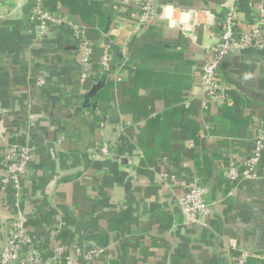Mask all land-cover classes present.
<instances>
[{
  "label": "crops",
  "instance_id": "crops-1",
  "mask_svg": "<svg viewBox=\"0 0 264 264\" xmlns=\"http://www.w3.org/2000/svg\"><path fill=\"white\" fill-rule=\"evenodd\" d=\"M64 1L44 5L63 17ZM88 1L96 55L87 79L69 28L50 26L40 43L34 0L0 6V248L21 211L47 256L79 234L105 249L99 264H235L242 254L264 264V181L226 176L233 156L252 150L251 121H264V0H157L144 26V0ZM231 7L238 29L259 27L262 43L225 59L228 101L204 110L201 71ZM103 140L111 157L96 147ZM7 145L33 149L19 193L1 184ZM192 177L210 205L207 227L186 225L179 207Z\"/></svg>",
  "mask_w": 264,
  "mask_h": 264
},
{
  "label": "built area",
  "instance_id": "built-area-1",
  "mask_svg": "<svg viewBox=\"0 0 264 264\" xmlns=\"http://www.w3.org/2000/svg\"><path fill=\"white\" fill-rule=\"evenodd\" d=\"M234 3L238 0H232ZM8 0H0V6ZM157 0H144L138 25L144 26L151 22L156 11ZM30 19L37 25L38 42L45 40L50 26H65L75 35L83 54L84 79L90 77L91 60L96 55L85 24L69 16H57L46 9L44 0H34L31 7ZM235 8H229L222 23V34L218 45L210 51L201 71L200 92L203 96V108L208 105H223L228 99L226 88L219 76V68L225 59L234 51L252 46H260L262 34L259 27L244 31L238 36L235 31ZM112 60L111 53L106 49L100 57V66L103 70L109 68ZM251 152L243 159L233 156L226 176L237 184L264 181V121L253 119L251 121ZM104 157L114 155L113 143L103 140L96 145ZM3 170L5 176L1 184L6 188H13L18 193L28 181L30 167L34 158L33 149L27 145H7L3 151ZM168 181V176L163 175ZM185 194L179 201L180 210L185 218L186 225L194 227H207L210 215V205L205 200L204 189L197 177H192L184 183ZM29 217L21 211H16L10 222V236L0 248V264H99L105 255V249L85 247L79 234H75L70 244H54L51 255L47 256L40 250L36 239L29 229ZM55 236V234H54ZM247 255H239L235 264H247Z\"/></svg>",
  "mask_w": 264,
  "mask_h": 264
},
{
  "label": "trees",
  "instance_id": "trees-1",
  "mask_svg": "<svg viewBox=\"0 0 264 264\" xmlns=\"http://www.w3.org/2000/svg\"><path fill=\"white\" fill-rule=\"evenodd\" d=\"M88 3H89L88 0H65L64 9L68 11L66 15L71 17L72 19H75L81 22L82 24H89L91 18H90V12H88V8H87ZM45 5H48V6L50 5L49 0H45ZM235 31H236V34L240 36L241 34L244 33V31H247V30L245 29L240 30L238 29V26H236Z\"/></svg>",
  "mask_w": 264,
  "mask_h": 264
},
{
  "label": "clouds",
  "instance_id": "clouds-1",
  "mask_svg": "<svg viewBox=\"0 0 264 264\" xmlns=\"http://www.w3.org/2000/svg\"><path fill=\"white\" fill-rule=\"evenodd\" d=\"M173 11L174 10H173V8L171 6H166L164 8V11H163V16L169 20V26L170 27H175V25H176V21L174 19H172ZM186 20H187V17H182L181 18V23L186 22Z\"/></svg>",
  "mask_w": 264,
  "mask_h": 264
},
{
  "label": "rangeland",
  "instance_id": "rangeland-1",
  "mask_svg": "<svg viewBox=\"0 0 264 264\" xmlns=\"http://www.w3.org/2000/svg\"><path fill=\"white\" fill-rule=\"evenodd\" d=\"M111 57H112V55H111ZM112 63V60H111V62H110V64Z\"/></svg>",
  "mask_w": 264,
  "mask_h": 264
}]
</instances>
